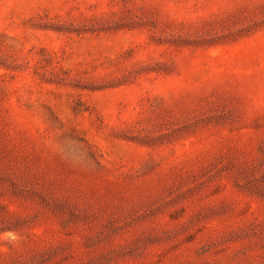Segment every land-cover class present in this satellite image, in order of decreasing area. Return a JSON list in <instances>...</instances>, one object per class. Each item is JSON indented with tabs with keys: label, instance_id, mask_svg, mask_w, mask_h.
I'll return each instance as SVG.
<instances>
[{
	"label": "rangeland",
	"instance_id": "obj_1",
	"mask_svg": "<svg viewBox=\"0 0 264 264\" xmlns=\"http://www.w3.org/2000/svg\"><path fill=\"white\" fill-rule=\"evenodd\" d=\"M0 264H264V0H0Z\"/></svg>",
	"mask_w": 264,
	"mask_h": 264
}]
</instances>
